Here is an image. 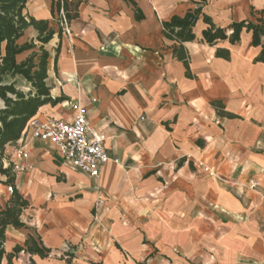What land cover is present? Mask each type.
Wrapping results in <instances>:
<instances>
[{
	"label": "crops",
	"instance_id": "1",
	"mask_svg": "<svg viewBox=\"0 0 264 264\" xmlns=\"http://www.w3.org/2000/svg\"><path fill=\"white\" fill-rule=\"evenodd\" d=\"M133 1L141 20L129 0H86L68 35L59 32L50 0L44 6L27 2L29 15L47 20L54 31L44 44L46 82L52 98L65 97L42 105L37 117L70 120L76 106L83 107L109 160L92 178L57 160L49 142L29 141L27 167L13 182L28 201L21 215L25 226L6 228L4 249L10 252L33 234L50 254L21 252L14 264L63 263V253L73 255L70 264H191L189 219L205 224L200 216L208 198L213 210L228 217L212 216L207 223L234 226L228 242L239 261L230 263L264 264V110L252 111L241 96L256 83L262 96L264 64L252 67L233 58L238 43L229 47V60L215 57V47L200 42L201 29L195 28V40L183 43L188 77L172 55L174 42L162 36L161 22L183 15L196 0L159 18L150 2ZM203 11L210 15L206 5ZM26 34L36 38L37 31L27 28L20 42ZM17 142L5 149L8 161H18ZM202 165L214 168L213 189H203ZM5 187L1 182L2 205L9 197ZM97 198L102 202L96 210Z\"/></svg>",
	"mask_w": 264,
	"mask_h": 264
},
{
	"label": "trees",
	"instance_id": "2",
	"mask_svg": "<svg viewBox=\"0 0 264 264\" xmlns=\"http://www.w3.org/2000/svg\"><path fill=\"white\" fill-rule=\"evenodd\" d=\"M29 0H0V176L7 185H12L9 197L2 205L0 203V264H14L13 259L21 252L29 255L47 257L51 250L46 247L39 236L28 234L23 245H15L10 252L4 249L5 231L8 226L21 228L25 223L21 215L28 206V201L14 187L12 163L5 157L4 150L7 143L17 140L25 129L27 122L46 103H56L65 99L64 96L51 97L50 86L47 84L48 52L44 48L53 36L54 31L49 27L47 20H37L26 11ZM206 0L194 1L195 7L188 8L183 15H171L161 22L162 36L173 41L172 55L181 61L186 76L190 77L189 56L183 43L192 42L196 38L195 28L200 21L203 27L200 30V42L215 47L214 56L229 60L230 46L239 43L243 32L249 35L250 46L258 52L253 58L254 63L264 64V4L261 7L250 6L249 17L232 20L226 26L217 25L212 17L203 11ZM86 0H50V12L56 19L61 31L62 19L66 24L78 17L79 6ZM129 2L134 7L135 20L144 18L142 11L133 0ZM32 27L37 31L35 40L20 42L25 30ZM35 41L39 43L35 50ZM227 43L228 46H220ZM29 52L23 59L17 56ZM21 78L29 89L25 92L18 86L17 78ZM213 105L216 102H212ZM231 116L226 112H220ZM4 161L7 165H4ZM73 255L63 253L59 259L70 264ZM29 264H35L30 259Z\"/></svg>",
	"mask_w": 264,
	"mask_h": 264
},
{
	"label": "rangeland",
	"instance_id": "3",
	"mask_svg": "<svg viewBox=\"0 0 264 264\" xmlns=\"http://www.w3.org/2000/svg\"><path fill=\"white\" fill-rule=\"evenodd\" d=\"M145 2H150V8L155 13L156 17H165L173 12H181L185 9L186 5H191L190 2L192 0H144ZM254 1V2H253ZM44 0H38V4L44 6ZM252 3L264 4V0H206L203 6H207V10L210 13L213 21L217 25L226 26L230 19L238 20L239 18L248 17L250 6ZM193 7V5H191ZM28 10L30 13L33 12V9L28 6ZM58 18V15L55 14L54 20ZM69 25H63L61 32L66 35L69 34L67 32ZM203 27L201 22L198 23L196 27V33ZM69 31V30H68ZM28 35L26 34L22 41L35 40V38L28 39ZM37 50L39 43L35 41ZM223 43L222 45H225ZM233 58L238 60L246 61L254 66L253 58L255 55V50L252 49L249 45V41L247 40L246 33L243 32L241 35V40L238 45L232 48ZM29 53V52H27ZM23 54L20 58L24 57ZM18 86L23 91H27L29 86L20 78L17 79ZM258 83L250 86L248 91L241 90V96L247 97L250 102L249 106L252 111L254 108L264 110V91H262V96L259 91ZM240 105V104H239ZM242 106V104H241ZM16 141V140H15ZM14 141V142H15ZM205 172V171H204ZM206 173V172H205ZM207 177H206V176ZM203 176V189H213L211 186L212 179L217 178L216 176H209L205 174ZM2 176H0V179ZM1 183V181H0ZM5 186L4 182H2ZM190 189V188H189ZM6 191V187H5ZM190 193V192H189ZM193 195V194H189ZM205 199V209L204 213L201 214L200 219H204L205 224L200 227V225L196 221H192L189 219L188 223V234L189 240L187 242V249L189 250V260L191 264H229L233 262L232 260L235 258L232 256L233 251L230 249V242L228 240H233L235 238V230L233 225H214L213 223H207L209 221L207 218H211L212 216H223L228 217L227 214H223L217 210L212 209V205L210 200ZM211 222V221H210ZM239 231V230H238ZM242 233V231H239ZM237 232V233H239ZM198 238H197V236ZM180 253L178 252V255ZM235 259L238 260L236 257ZM239 261V260H238ZM232 264V263H230Z\"/></svg>",
	"mask_w": 264,
	"mask_h": 264
},
{
	"label": "built area",
	"instance_id": "4",
	"mask_svg": "<svg viewBox=\"0 0 264 264\" xmlns=\"http://www.w3.org/2000/svg\"><path fill=\"white\" fill-rule=\"evenodd\" d=\"M60 25L61 27L67 25L64 19ZM67 32H69L68 29ZM36 114L29 119L25 129L16 140L18 141L17 145L13 147V153L18 161H10L12 173L15 175L26 169L29 153L28 143L38 139L50 143L57 160L89 177L98 178L109 157L103 144V136L91 127L83 107L76 106V112L70 120L52 116L40 119ZM7 145L9 146L11 143H7L5 149ZM4 165H7L6 161H4ZM202 168L209 176H215L213 167L202 165ZM255 186V182L250 183L251 188ZM11 191L12 185H7L6 192L10 193ZM101 202L100 198L95 200L94 207L96 210ZM262 204L264 205V194Z\"/></svg>",
	"mask_w": 264,
	"mask_h": 264
}]
</instances>
